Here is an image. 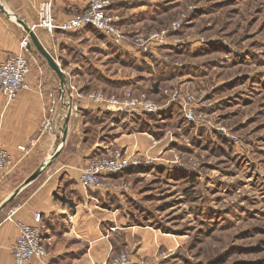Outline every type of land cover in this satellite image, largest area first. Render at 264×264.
Instances as JSON below:
<instances>
[{
	"label": "rangeland",
	"instance_id": "374dc122",
	"mask_svg": "<svg viewBox=\"0 0 264 264\" xmlns=\"http://www.w3.org/2000/svg\"><path fill=\"white\" fill-rule=\"evenodd\" d=\"M109 14L125 40L113 44L98 33L110 45L131 48L120 64L128 79L96 90L104 97L145 95L160 109H122L115 115L127 121L116 130L98 117L92 137L142 131L157 147L150 155L110 146L95 157L119 151L136 160L126 168L130 173L111 179L122 203L115 198L109 205L119 204L130 224L172 239L141 256L136 242L123 245L120 231L111 258L126 253V264H264V0H112ZM163 30L164 43L146 51L134 42ZM99 52L92 55L108 61ZM175 90L198 98L192 120L172 97Z\"/></svg>",
	"mask_w": 264,
	"mask_h": 264
},
{
	"label": "crops",
	"instance_id": "0c3cea01",
	"mask_svg": "<svg viewBox=\"0 0 264 264\" xmlns=\"http://www.w3.org/2000/svg\"><path fill=\"white\" fill-rule=\"evenodd\" d=\"M42 1L0 0L5 10H0V61L23 53L30 69L27 87L14 100L7 101L0 91V148L10 155V164L0 180V264H13L12 247L18 236L17 225L6 219L9 207L17 209L15 218L24 224H37L35 214H41L47 254L33 257L27 264H102L119 251L113 240L121 232L125 237L123 245L136 242L137 255L153 254L159 243L171 245L172 239L150 227L130 224L119 204L109 205L115 198L122 203L119 189L110 183L116 174L105 177L102 185L89 188L80 181V173L89 160L107 152L110 146L152 155L157 142L142 131L120 132L109 139V134L101 131L92 137V122H97L98 117L109 122L107 128H122L127 120L115 115L122 108L91 98L77 99L69 88L73 85L80 91L99 92L102 89L96 86L126 82L128 78L121 72V54L131 48L104 42L92 28L78 32L57 30L54 34L43 27L32 28L66 81L65 102L57 106L61 115L46 126L47 106L58 94L60 80L31 40L27 52L20 45L27 34L23 24L36 26ZM52 1L58 23L78 15L87 6V0ZM95 37L98 42L92 41ZM82 38L94 44L79 45ZM96 50L108 61L97 60L92 55ZM64 125L67 133L60 148Z\"/></svg>",
	"mask_w": 264,
	"mask_h": 264
},
{
	"label": "built area",
	"instance_id": "2783aa9c",
	"mask_svg": "<svg viewBox=\"0 0 264 264\" xmlns=\"http://www.w3.org/2000/svg\"><path fill=\"white\" fill-rule=\"evenodd\" d=\"M111 5L112 0H87V6L81 13L63 23H58L53 12V1L43 0L38 6V22L36 26L31 28L43 27L51 34H54L57 30L73 31L92 28L106 36L113 44L120 45L125 40V34L115 22L114 17L109 14ZM177 25L173 23L171 29H175ZM167 32V30H163L145 37L137 36L134 42L142 50L146 51L154 42L164 43V37ZM29 44L30 38L26 34L20 43L22 50L27 52ZM29 70L27 58L23 53L14 54L0 61V91L7 101L14 100L17 94L27 87L26 78ZM69 88L77 99L91 98L97 101H105L122 109H139L147 112H155L160 109L158 105L148 100L145 95L132 96L127 94L120 98L104 97L100 92H81L73 85H70ZM65 92L66 89L59 86L58 94L50 100L46 110L48 115L46 126L52 123L53 117L61 115V112L59 113L57 110V106L65 102ZM172 97L179 100L186 113L185 117L192 120L194 111L191 109V105L194 102H198V98L193 94H181L176 90L172 93ZM130 163L135 164L137 162L135 159L130 161L128 156H123L119 151H115L109 156L92 158L82 168L80 181L86 187H98L102 185L105 177L120 173ZM9 164V153L5 149L0 148V180L3 171ZM16 213L17 209L15 207H9L6 216L8 221L15 223L18 227V236L12 247L13 264H27L33 257H45L47 250L40 225L41 214L38 212L35 214L37 224L29 225L17 220L15 218ZM126 262V253H121L102 264H126Z\"/></svg>",
	"mask_w": 264,
	"mask_h": 264
},
{
	"label": "water",
	"instance_id": "95a60500",
	"mask_svg": "<svg viewBox=\"0 0 264 264\" xmlns=\"http://www.w3.org/2000/svg\"><path fill=\"white\" fill-rule=\"evenodd\" d=\"M0 10L2 12H5V10H3V8L1 6H0ZM23 27L26 29L27 35L29 36L32 44L35 46L37 51L45 58L49 67L56 73L57 77L60 80V87L65 88V82H66L65 81V75L62 72L61 68L59 67L58 63L52 58V56L47 52V50H45V48L39 43L36 35L34 34V32L32 30V28L28 27L24 24H23ZM64 119L67 120V114H65ZM61 132H62V139H61L60 148L63 147L64 141H65V136L67 133L65 125L62 126Z\"/></svg>",
	"mask_w": 264,
	"mask_h": 264
},
{
	"label": "trees",
	"instance_id": "16d2710c",
	"mask_svg": "<svg viewBox=\"0 0 264 264\" xmlns=\"http://www.w3.org/2000/svg\"><path fill=\"white\" fill-rule=\"evenodd\" d=\"M124 170H126V171L129 172V173L132 171L131 169H124ZM139 171H140V170H139Z\"/></svg>",
	"mask_w": 264,
	"mask_h": 264
}]
</instances>
